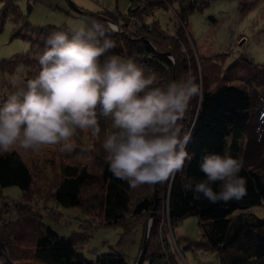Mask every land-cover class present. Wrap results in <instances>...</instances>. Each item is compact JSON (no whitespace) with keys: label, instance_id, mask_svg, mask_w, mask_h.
<instances>
[{"label":"trees","instance_id":"obj_1","mask_svg":"<svg viewBox=\"0 0 264 264\" xmlns=\"http://www.w3.org/2000/svg\"><path fill=\"white\" fill-rule=\"evenodd\" d=\"M186 1L130 0L128 13L135 14L138 10L152 15L156 9L172 8L177 19L176 26H180L170 33L156 18L151 20L150 24L153 25L149 28L146 24L141 29L131 30L128 24H119L121 33L110 28V38L114 40L116 47L109 55L131 58L143 66L146 72H155L157 81L154 86L157 87L165 88L171 81L189 76L202 85V102L197 105L196 100L192 101L189 118L184 121L186 129L192 130V140L186 150L193 155V159L186 162L184 171L178 172L174 180L131 189L127 182L116 179L108 170L106 153L102 147L107 126L102 120L99 138L87 133L91 138V146L79 136L74 138L76 149L72 154L77 162H64L61 166V180L53 193L54 202L63 207H78L85 214L84 220L90 223L89 226L93 224L91 219L96 220L94 227L122 226L128 230L133 225L141 224L143 232L151 212L154 211L147 251L141 264L169 263L164 260L165 253L158 238V223L161 219L158 209L163 200L167 201L171 231L183 218L197 216L201 236L190 243L192 248L218 252L221 264H264V217L249 211L251 207L264 203V170L251 164L250 160L256 150L252 146V149L247 147L253 100L248 88L232 85L223 76L222 63L226 60L227 52L207 56L197 52V56L194 54L192 46L196 45L191 34L182 31L181 26L187 24L191 12L202 10L208 0ZM17 2L18 0H0V30L5 20H10L14 26L12 37L28 40L30 46L24 53L0 59V78H6L4 73L10 77L26 71L28 77H24L29 80L35 78L40 71L38 58L43 53L49 36L55 32H69V29L53 25L34 26ZM136 2L138 7L134 8L133 4ZM105 14L115 16L112 12ZM118 14L123 17V13ZM93 19L108 26L104 19ZM182 46L185 47V52L180 50ZM171 54L175 57L174 63L169 58ZM1 87L2 85L0 95L3 91ZM6 99L5 96L0 98V106ZM82 147L91 148V152L80 153ZM224 152L244 162L239 173L247 182V195L243 199L212 204L202 195L197 200L193 198L192 192L183 190L182 185L188 179H205L199 169L204 155H222ZM89 155L92 159L87 158ZM12 185L17 186L23 195H29L33 186L31 172L17 151L0 155V192L2 188ZM213 187L214 190H219L218 185ZM26 206H17L20 211L16 216L20 217L18 227L4 226L6 224L0 222V264H128L121 249L117 247L98 254L94 260L88 259L82 252L88 238V232L84 228L73 232L69 237L60 236L45 224L42 212ZM96 215L101 220H97ZM125 236L126 232L123 231L118 242L121 243ZM22 242L27 245H21ZM171 262L178 264L175 255Z\"/></svg>","mask_w":264,"mask_h":264},{"label":"clouds","instance_id":"obj_2","mask_svg":"<svg viewBox=\"0 0 264 264\" xmlns=\"http://www.w3.org/2000/svg\"><path fill=\"white\" fill-rule=\"evenodd\" d=\"M115 47L110 26L90 18L49 36L38 58V75L26 83L10 81L12 90L0 106V155L49 146L72 154L74 138L79 133L99 138L103 120L102 147L116 179L137 189L182 173L193 159L186 150L192 130L184 121L192 101L202 102V85L189 76L165 88L154 86L157 74L131 58L109 55ZM243 167V160L228 152L204 155L199 169L205 179H188L182 188L212 204L239 201L247 195L246 179L239 175Z\"/></svg>","mask_w":264,"mask_h":264},{"label":"rangeland","instance_id":"obj_3","mask_svg":"<svg viewBox=\"0 0 264 264\" xmlns=\"http://www.w3.org/2000/svg\"><path fill=\"white\" fill-rule=\"evenodd\" d=\"M70 1L83 11L103 17L104 22L114 32L121 33L122 28L119 24H128L131 30L141 29L146 24L149 28L153 25L150 24L153 18L159 20L160 25L170 33L179 25L176 26L177 19L172 8L156 9L152 15L138 10L135 14L128 13L130 0H18L17 3L34 26L53 25L70 30L73 21L90 18L79 15L69 5ZM137 3L133 4L134 8L138 7ZM167 4L171 6L170 3ZM106 12H112L115 16L109 17ZM118 12L123 13V17ZM186 22L181 29L191 34L196 45V47L191 45L194 54L197 56L195 53L197 52L207 56L227 52L226 60L222 63L223 76H226L232 85L245 86L249 89L253 100V113L247 132L249 143L247 147L250 149L252 146L256 150L253 159L250 160L251 164H256L255 166L264 170V0H208L202 10L191 12ZM13 27L10 20H5L0 30V59L24 53L29 49L28 40L12 37ZM180 50L185 52L186 49L182 46ZM169 58L172 63L175 62L172 54ZM24 76L28 77L26 71H20L10 77L7 75L4 79L0 78L3 90L0 98L7 97L8 92L12 90L10 83L12 79L26 83L28 78L25 79ZM77 136L91 146V138L87 133H79ZM19 153L31 172L33 186L29 195H23L17 186L2 188L0 222L6 224L4 226L18 227L20 217H16L19 214L17 206L27 205L26 207L42 212L45 224L51 226L60 236L69 237L73 232L84 228L88 232V238L82 252L88 259L94 260L98 254L110 251L111 247H117L121 249L128 264L137 262L145 239L148 245L153 211L145 225V232L141 224L133 225L128 230L122 226L94 227L95 219H89L93 223L89 226L90 223L84 220L85 214L82 210L78 207L56 205L53 198V193L61 180V166L64 162L76 163L77 158L73 154L60 153L58 146L45 147L36 152ZM249 211L264 217V203L251 207ZM158 213L161 218L158 223V238L165 253L164 260L168 261V264H172L173 255L176 256L178 264H221L218 252L203 251L190 246L192 241L201 236L197 216L183 218L171 231L166 200H163ZM97 216L99 215L95 217L98 218ZM83 223L85 225H82ZM123 231L126 232V236L119 243ZM20 244L27 245L25 242Z\"/></svg>","mask_w":264,"mask_h":264},{"label":"water","instance_id":"obj_4","mask_svg":"<svg viewBox=\"0 0 264 264\" xmlns=\"http://www.w3.org/2000/svg\"><path fill=\"white\" fill-rule=\"evenodd\" d=\"M69 5L75 10L77 11L79 14L83 15V16H86V17H90V18H103L101 16H98L94 13H91V12H86V11H83L82 9L76 7L71 1L69 2ZM244 41V40H243ZM242 41V42H243ZM152 216H154V211L152 212ZM146 246H147V241L146 239L144 240L143 242V245H142V248H141V251H140V254H139V257H138V260L135 264H141L142 260H143V257H144V254H145V251H146Z\"/></svg>","mask_w":264,"mask_h":264}]
</instances>
